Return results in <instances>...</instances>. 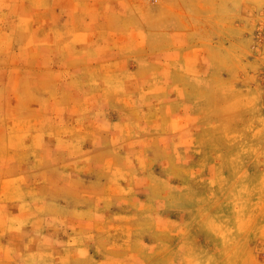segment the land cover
Listing matches in <instances>:
<instances>
[{"label": "rangeland", "instance_id": "1", "mask_svg": "<svg viewBox=\"0 0 264 264\" xmlns=\"http://www.w3.org/2000/svg\"><path fill=\"white\" fill-rule=\"evenodd\" d=\"M0 264H264V0H0Z\"/></svg>", "mask_w": 264, "mask_h": 264}]
</instances>
